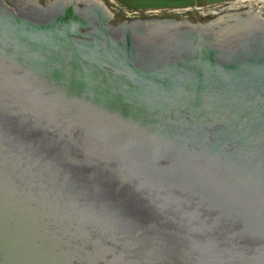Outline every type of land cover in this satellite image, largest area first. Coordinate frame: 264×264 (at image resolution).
Here are the masks:
<instances>
[{"label": "water", "instance_id": "95a60500", "mask_svg": "<svg viewBox=\"0 0 264 264\" xmlns=\"http://www.w3.org/2000/svg\"><path fill=\"white\" fill-rule=\"evenodd\" d=\"M80 2L0 0V264H264V19Z\"/></svg>", "mask_w": 264, "mask_h": 264}, {"label": "rangeland", "instance_id": "374dc122", "mask_svg": "<svg viewBox=\"0 0 264 264\" xmlns=\"http://www.w3.org/2000/svg\"><path fill=\"white\" fill-rule=\"evenodd\" d=\"M28 1V0H26ZM39 5L52 0H38ZM86 1V0H84ZM108 12L109 25L130 21L173 22V24H223L229 17L251 13L264 17V3L258 0H96ZM243 1V2H242ZM46 2V3H45ZM242 2V3H239ZM6 3V2H5ZM11 7L10 3H6ZM37 4V3H36ZM19 6V5H18ZM232 24V23H231ZM228 26V25H227ZM159 27V26H158Z\"/></svg>", "mask_w": 264, "mask_h": 264}, {"label": "flooded vegetation", "instance_id": "af4514ba", "mask_svg": "<svg viewBox=\"0 0 264 264\" xmlns=\"http://www.w3.org/2000/svg\"><path fill=\"white\" fill-rule=\"evenodd\" d=\"M2 1H4V3L6 2V3H10L11 4V7L9 6V5H7L6 3V5L7 6H9L11 9H20V10H23L24 12H28V11H30V10H33V8H37V9H39V10H51L50 8H52L54 5V0H52V1H48V3H46V4H44L45 6H41V5H39V3H40V1H38V0H28V1H26V0H2ZM68 1V0H67ZM79 1H81L80 3H79V5H77V7H79V8H81L82 7V4H83V1L84 0H79ZM92 1H96V0H92ZM250 1V0H249ZM87 3V2H90V0H86V1H84V3ZM97 2V1H96ZM246 2V1H245ZM37 3V4H36ZM73 4H75V2L73 1L72 2ZM240 3V2H239ZM259 3V2H258ZM19 5V6H18ZM134 21H139V20H134ZM227 21H230V23H232V20L231 19H229V20H227ZM130 22H132V21H130ZM144 22V21H143ZM155 23H158V22H156V21H154ZM171 23H173V22H171ZM122 24V23H121ZM175 25H178V24H175ZM217 25V24H216ZM216 30V29H215ZM80 32H86V33H89L90 32V29L89 28H82L81 30H80Z\"/></svg>", "mask_w": 264, "mask_h": 264}, {"label": "bare ground", "instance_id": "6f19581e", "mask_svg": "<svg viewBox=\"0 0 264 264\" xmlns=\"http://www.w3.org/2000/svg\"><path fill=\"white\" fill-rule=\"evenodd\" d=\"M242 2H240V3H242ZM246 2H251V1H246ZM257 2L264 3V0H258ZM261 18L264 19V17H261V16H259L256 13L255 14H251L249 12V13H245V14H240V15H235V16L229 17V19L232 20V24L230 26L229 25L228 26L225 25V26L221 27L223 24H217V25H214L213 24L212 26H219V25H221L220 26L221 28L219 27L218 31H222L224 27L226 29H227V27H229L228 29L231 30V31L228 32V33L231 34V33H235V31H237V30H240L243 25L246 26V25H250L251 23H256L255 21H258ZM179 25L184 26L183 24H179ZM234 28H236V29H234ZM215 32H216V30L214 31V33Z\"/></svg>", "mask_w": 264, "mask_h": 264}]
</instances>
